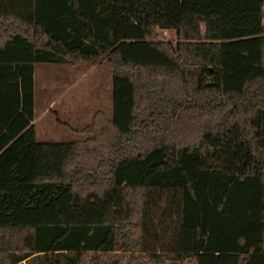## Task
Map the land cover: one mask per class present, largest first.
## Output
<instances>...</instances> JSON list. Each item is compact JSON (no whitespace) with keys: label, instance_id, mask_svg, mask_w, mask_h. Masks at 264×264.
Here are the masks:
<instances>
[{"label":"trees","instance_id":"trees-1","mask_svg":"<svg viewBox=\"0 0 264 264\" xmlns=\"http://www.w3.org/2000/svg\"><path fill=\"white\" fill-rule=\"evenodd\" d=\"M263 5L0 0V264H264ZM102 61L111 118L38 143L35 66Z\"/></svg>","mask_w":264,"mask_h":264},{"label":"rangeland","instance_id":"rangeland-1","mask_svg":"<svg viewBox=\"0 0 264 264\" xmlns=\"http://www.w3.org/2000/svg\"><path fill=\"white\" fill-rule=\"evenodd\" d=\"M165 39L172 38L162 33ZM112 74L106 61L78 65L42 64L34 72V130L38 143L82 140L81 131L92 123L96 111L112 116ZM76 131L78 133H76ZM58 168H62L59 166ZM73 168L70 159L63 170ZM63 172V171H62ZM64 172V173H65ZM59 175V171L53 173ZM39 175V171H38ZM46 175V174H45ZM40 177V176H39ZM134 223L116 231V253H139V196H135ZM33 262V263H32ZM24 264H42L40 259Z\"/></svg>","mask_w":264,"mask_h":264},{"label":"crops","instance_id":"crops-1","mask_svg":"<svg viewBox=\"0 0 264 264\" xmlns=\"http://www.w3.org/2000/svg\"><path fill=\"white\" fill-rule=\"evenodd\" d=\"M263 10H264V5H263ZM111 104H112V102H111ZM22 264H24V262Z\"/></svg>","mask_w":264,"mask_h":264}]
</instances>
